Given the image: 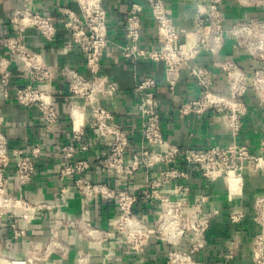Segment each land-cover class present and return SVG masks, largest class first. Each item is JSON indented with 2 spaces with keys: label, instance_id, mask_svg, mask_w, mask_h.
I'll use <instances>...</instances> for the list:
<instances>
[{
  "label": "built area",
  "instance_id": "1",
  "mask_svg": "<svg viewBox=\"0 0 264 264\" xmlns=\"http://www.w3.org/2000/svg\"><path fill=\"white\" fill-rule=\"evenodd\" d=\"M20 4L8 13L11 32L2 38L8 56H0V89L5 97L12 83L11 60L23 67L29 84L13 87V98L27 107L34 106L40 113L45 128L52 129L58 121L59 111L55 94L48 85L59 76L66 87L67 112L71 119V141L59 149L60 178L70 177L74 188L83 199L109 203L113 216L107 228L87 219H62L59 208L63 203L35 202L26 198L24 188L31 182L36 163L44 150L41 142L28 146H15L3 130L0 114V228H8L13 240L26 237V229L19 221L29 222L40 212L55 208V221L46 240L39 244L30 241L23 258L6 254L0 240V264H53L51 256H64L68 245L59 237L61 226L78 228L82 237L98 243L115 241L122 248L138 256L144 255L152 240L169 246L165 264H201L198 255L207 244V233L218 208L207 209L208 193L191 197L187 180L190 170H197L208 183L221 181L228 196L240 199L245 193L244 172L249 165L264 173V138L258 150L251 149L241 139L244 118L249 111L248 94L264 104V17L244 15L228 16V0H194L195 10L190 28L179 26L172 16L170 0H133L128 3L122 26V42L118 45L122 58L129 61H152L164 66V81L171 93L176 92L182 69L194 81L196 94L177 106L181 116H202L213 112L228 131L224 144L191 145L173 143L162 131V115L157 94L158 79L154 74L138 78L132 93L136 96L139 115V148L129 146L133 132L116 120V112L107 102L118 93L117 84L102 72L103 55L112 42L108 29V14L103 0H73L77 11L57 8L61 27L56 17L34 8L35 0H18ZM239 6L261 5L264 0H232ZM148 10L156 29L157 43L141 44L143 14ZM33 29L46 41L52 42L60 29L70 36L63 50L76 49L81 54L85 72L71 65L56 71L47 63L42 52L26 43V31ZM230 43L235 53L225 54ZM215 56L211 65L202 63L201 54ZM248 60L250 66L245 67ZM222 73L227 91L215 88L216 71ZM89 114L86 119L85 115ZM89 127L104 144L105 152L94 165L103 173L131 176L142 170L145 184L136 193L122 185L93 181L86 176L92 164L79 156L87 149L81 140ZM12 172L9 173V170ZM153 170H157L155 175ZM12 174V175H11ZM10 176L16 188L8 185ZM171 185L170 191L164 186ZM68 191L61 186L60 196ZM154 206L155 216L149 221L137 211L140 203ZM252 220L258 231L249 240L253 264H264V192L251 202ZM246 217L244 209L233 206L227 218L238 225ZM188 239L183 245L182 240ZM241 245V236L234 233L221 253L223 260L216 264H232ZM91 254L82 252L75 264H102L91 262ZM105 258V256H104Z\"/></svg>",
  "mask_w": 264,
  "mask_h": 264
},
{
  "label": "crops",
  "instance_id": "2",
  "mask_svg": "<svg viewBox=\"0 0 264 264\" xmlns=\"http://www.w3.org/2000/svg\"><path fill=\"white\" fill-rule=\"evenodd\" d=\"M133 0H103L108 14V29L112 42L108 45L102 59V72L112 79L118 86L115 98L107 102L116 112V120L125 128L133 132L130 142V150L139 148V136L137 130L140 120L136 110L137 98L132 93L133 86L138 78L144 74H154L158 79L157 94L160 101L162 115V131L166 138L177 144L214 145L228 142L229 135L226 126L219 121L218 115L208 112L202 116H181L177 112L180 102L194 96L198 90L194 81L182 69L176 86V92L171 93L164 81V66L152 61H129L122 58L119 44L122 42V26L128 3ZM137 1V0H136ZM228 16L241 18L244 15L264 17V4L239 6L234 1L228 0ZM18 0H0V56H8L2 38L11 32L7 22L10 10L18 6ZM67 6L77 11V5L73 0H35L34 8L40 12L56 17L57 24L61 27V21L57 8ZM175 22L184 28H190L195 10L194 0H170L169 3ZM26 43L43 53L46 61L56 71L63 65H71L80 72H85V66L81 54L76 49L68 52L63 50L65 44L70 41V36L60 29L57 37L52 42H46L38 32L33 29L26 31ZM157 43L155 25L150 18L148 10L143 14V28L141 44L152 46ZM235 53L231 44L226 45L225 54ZM215 56L209 53L201 54L199 60L211 65ZM244 66H250L248 60ZM12 83L10 94L5 97L0 89V114L3 117V130L12 147L28 146L41 142L44 150L36 163L35 174L31 182L24 188L26 198L35 202L63 203L59 208V217L62 219H87L97 223L103 228L109 226L113 216V207L109 203L90 202L82 198L74 188L72 178L59 176L61 160L59 149L63 143L71 141V119L67 112V97L65 82L57 76L48 87L55 94L56 105L59 111L58 121L52 129L45 128L38 109L34 106L27 107L19 104L13 98V87L30 83L27 73L15 60H11ZM215 88L218 91H227L222 73L216 71ZM247 104L249 111L244 118L241 139L248 142L251 149L259 148L261 138H264V104H259L253 94H248ZM86 119L89 114L85 115ZM81 144L87 149L81 151L79 156L86 158L92 166L86 171V176L93 181L108 182L111 185H122L133 192L141 193L146 174L140 170L131 176H116L101 172L94 162L97 157L105 152V146L95 137L89 127L85 128ZM190 176L187 183L190 185L191 197L201 193H208L210 201L207 209L218 208L220 213L213 217L207 233V244L198 255L201 264H216L223 260L221 253L226 250L229 238L236 232L241 236V245L236 256L231 260L232 264H253L249 248V240L258 231V225L252 220L251 202L253 198L264 192V173L253 170L247 166L244 172L245 193L240 199L233 200L228 196L227 190L221 181L208 183L197 170L189 169ZM12 169L9 170V173ZM157 170H153L155 175ZM12 175V174H11ZM9 187L16 188L15 178L10 176ZM61 186H66L68 191L63 198L60 196ZM171 185L164 186V191H170ZM237 206L246 212V217L238 225H233L227 218V210ZM154 206L149 203H140L137 211L141 212L145 219L151 221L155 216ZM55 221V208L40 212L29 222L19 221V225L26 229V237L22 240H13L9 236L8 228H0V240L3 251L13 257L23 258L30 241L43 243ZM59 237L67 243L68 251L64 256L53 254V264H75V259L82 252L91 254V262L102 264H165L169 246L159 241L152 240L144 255L138 256L128 252L115 241L95 242L88 240L80 234L78 228L61 226ZM183 245L188 244V239L182 240ZM105 256V258H104Z\"/></svg>",
  "mask_w": 264,
  "mask_h": 264
}]
</instances>
